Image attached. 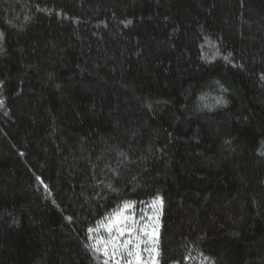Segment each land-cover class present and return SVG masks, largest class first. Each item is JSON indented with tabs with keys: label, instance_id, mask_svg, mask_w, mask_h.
Returning <instances> with one entry per match:
<instances>
[{
	"label": "trees",
	"instance_id": "trees-1",
	"mask_svg": "<svg viewBox=\"0 0 264 264\" xmlns=\"http://www.w3.org/2000/svg\"><path fill=\"white\" fill-rule=\"evenodd\" d=\"M0 264H264V0H0Z\"/></svg>",
	"mask_w": 264,
	"mask_h": 264
}]
</instances>
